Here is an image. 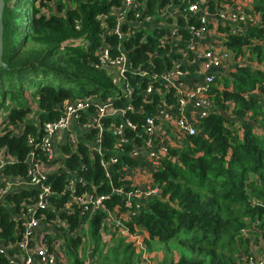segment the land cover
Listing matches in <instances>:
<instances>
[{"label": "trees", "instance_id": "1", "mask_svg": "<svg viewBox=\"0 0 264 264\" xmlns=\"http://www.w3.org/2000/svg\"><path fill=\"white\" fill-rule=\"evenodd\" d=\"M138 1L140 17L159 22L167 6L183 0ZM4 2L2 60L6 67H0V150L9 160L0 174L29 179V154L34 162L53 166L57 161H47L45 153L35 146L42 124L58 118L68 100L89 95L100 100L114 98V106L123 108L124 118L138 128L125 129L127 138L136 145L149 139L141 131L144 116L153 114L157 106L172 104L173 90L127 71L131 90L123 97L113 84L111 71L97 66L96 52L105 43L110 46V55H116L119 51L113 46L119 45L128 53L130 70L158 73L164 59L166 67L170 65L164 55L166 48L158 47L162 29L154 28L140 41L142 34L131 28L136 10L128 9L121 26L125 36L111 33L121 0ZM227 3L205 0L203 8L212 14ZM249 4L261 23L243 33H231L224 24L217 27L225 34L221 45L243 64L217 72L209 90L213 110L197 120L195 134L183 136L177 145H167V156L146 175L151 185L159 187V196L120 219L127 235L137 234L140 247L122 238L108 244L113 237L111 229L119 228L105 221L102 211H95L86 220L87 214L77 217V205H67L71 194L91 193L109 196L102 201L109 210L124 211L121 196L112 192L118 187L132 189L131 180L120 168L137 166L139 161L120 154L107 166L109 175L105 176L99 161L108 160L115 143L108 131L101 138L103 155L89 151L83 141H78L75 150L60 145L62 168L42 181L50 184L52 194L47 204L56 212H35L45 222H60L59 235L46 238L48 250H54L53 264H138L139 254L151 251L156 242L171 251L163 253L161 264H240L249 252L248 245L264 240V0H249ZM149 84L154 92L143 99L140 92ZM165 89L160 100L156 91ZM108 122L106 119L103 124ZM28 135L33 137V146L27 143ZM84 137L93 141V132ZM166 142L159 136L152 140L153 145ZM130 148L122 146L123 151ZM70 181L74 182L73 192L67 189ZM35 194L34 188L23 187L7 195L13 210L0 205V236L6 242L13 243L19 237L15 229L16 225L20 228L21 219L14 213L20 210L21 202L31 203ZM64 206L71 210H61ZM80 223H86L88 229L92 255L88 262L77 255L82 244L76 230ZM0 264L11 263L0 255Z\"/></svg>", "mask_w": 264, "mask_h": 264}, {"label": "built area", "instance_id": "2", "mask_svg": "<svg viewBox=\"0 0 264 264\" xmlns=\"http://www.w3.org/2000/svg\"><path fill=\"white\" fill-rule=\"evenodd\" d=\"M121 1L122 6L115 12V24L110 32L118 37L125 36L121 33V26L125 23V11L136 10L131 28L134 32L142 34L140 41L154 28L162 29L158 47L166 48L164 55L168 56L170 65L166 67L164 59L163 69L158 73H149L139 69L130 70L128 53L122 47L113 46L119 53L110 55V46L102 43L96 52L99 62L97 66L111 71L113 84L119 87V92L123 97L130 94L131 88L128 85L126 72L131 71L151 78L154 82H159L166 89L171 88L175 100L169 106L164 104L157 106L153 114L144 116L141 131L149 136V139L144 140L140 145H136L132 139L127 138L125 129L137 131L138 128L124 118V109L114 106L112 97L100 100L94 95H89L68 100L58 118L44 122L35 146L45 153L47 161L56 160L57 162L46 168L34 162L32 154H29L26 158L31 171L29 179L24 180L0 174V205L8 211L14 209L11 201L7 199L8 194L16 193L23 187L36 190L33 201L31 203L21 202L20 210L17 214L14 213L15 217L21 219L20 228L16 225L15 229V232L19 233L16 241L6 242L0 236V255L8 263L53 264L55 262L54 250H48L46 238L47 236L55 238L54 235H58L56 230L60 222L55 219L52 222H45L42 217L36 216L35 212L43 210L56 212L51 205L47 204V197L52 194L50 184L42 181L46 175L57 173L62 168L63 156L55 148L56 140L61 134V144H67L75 150L78 141H83L89 151H96L103 155L104 152L100 147L103 132H111L115 137L111 156L108 160L100 159L99 161L105 176L109 175L107 166L115 162L120 154L127 153L139 161L137 166L123 165L120 168V172L131 180L132 189L126 190L118 187L112 192L121 196L124 211L109 210L102 205V201L109 196H95L91 193L75 196L71 194L72 198L67 204L77 205L79 208L77 217L79 218L85 214L88 216L95 211H102L105 221L117 226L122 234L127 233L123 225L119 226L122 223L120 219L130 210L135 212L144 202L156 198L160 193L159 187L151 185L146 175L159 166L162 157L167 156V145H177L183 136L195 134L197 120L206 117L213 110L209 102L210 87L213 85L217 72L223 71V61L233 59L229 51L221 45L225 34L219 31L218 25H227L231 33H243L247 27L261 23L260 18L251 10L249 0H227L228 3L224 9H216L212 14H208L203 8L205 0L190 2L183 0L179 5L167 6L159 22L153 21L149 16L140 17V11L137 10L138 0ZM184 34L187 36L185 37ZM217 36L220 39H217ZM236 60L239 59H233L235 63ZM188 77L189 79H184ZM119 80H122L119 83L120 86L117 84ZM166 89L162 92L156 91L160 100ZM153 92L152 84H149L140 94L143 99H148ZM125 108L130 109L131 107L126 106ZM106 119H109V122L104 125L103 122ZM113 119L118 122L111 123ZM90 132H93V141L84 139L85 134ZM156 136L167 142L153 145L152 140ZM33 142V137L28 135L27 143L33 146ZM123 145H130L131 148L123 151ZM7 160L9 159L0 150V170ZM73 184L74 182L70 181L68 191L73 192ZM65 208L71 210L67 206L60 209ZM133 235L136 236L133 241L140 247L141 242L137 234ZM251 254L252 252H248L247 256L242 257L241 263L264 264V250L257 258L252 257Z\"/></svg>", "mask_w": 264, "mask_h": 264}, {"label": "rangeland", "instance_id": "3", "mask_svg": "<svg viewBox=\"0 0 264 264\" xmlns=\"http://www.w3.org/2000/svg\"><path fill=\"white\" fill-rule=\"evenodd\" d=\"M24 1L27 2L28 0H24ZM11 3L12 1H10L8 4L11 5ZM88 219H89V215L86 217V220ZM119 226H122V223H120ZM76 230L77 233L80 235L82 242L80 247L77 248V255L84 262H88V260L92 258V255L90 250V240L87 234L88 229L86 227V223H82V224L80 223L79 227ZM56 231L57 234L59 235V231L58 230ZM111 232L113 233V237L110 240V242H107L108 244H113L119 238H122L125 243L126 242L130 243L136 238V236L133 234H129L130 236H128L126 233L122 234L118 229L115 230L114 228L111 229ZM57 239L61 240L60 236H57ZM248 248H249V252H252L251 256L257 258L261 254L262 250H264V240L259 239L255 244L251 243L250 245H248ZM170 252L171 251H168V249L165 246H162L156 242L154 248L151 251L145 252L144 255L139 254L138 264H161V261L163 259V253L169 255Z\"/></svg>", "mask_w": 264, "mask_h": 264}, {"label": "crops", "instance_id": "4", "mask_svg": "<svg viewBox=\"0 0 264 264\" xmlns=\"http://www.w3.org/2000/svg\"><path fill=\"white\" fill-rule=\"evenodd\" d=\"M217 39H220V37L217 36ZM219 41H217V42H219ZM224 61H223L224 64H223V67H222V70L224 72L232 69L236 64H243V61H241L240 59L236 60V63L231 58H229L228 61H226V60H224ZM61 141H62V134L59 135V137L56 140L55 148H56L57 152H59V147L61 145Z\"/></svg>", "mask_w": 264, "mask_h": 264}, {"label": "water", "instance_id": "5", "mask_svg": "<svg viewBox=\"0 0 264 264\" xmlns=\"http://www.w3.org/2000/svg\"><path fill=\"white\" fill-rule=\"evenodd\" d=\"M4 0H0V67L1 68H5L6 65L2 60V47H3V43H2V33H3V25H2V12H3V8H4ZM184 79H189L188 78H184Z\"/></svg>", "mask_w": 264, "mask_h": 264}]
</instances>
